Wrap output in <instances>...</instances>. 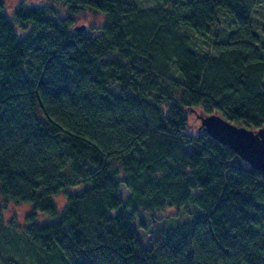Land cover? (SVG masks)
I'll list each match as a JSON object with an SVG mask.
<instances>
[{"label":"trees","instance_id":"16d2710c","mask_svg":"<svg viewBox=\"0 0 264 264\" xmlns=\"http://www.w3.org/2000/svg\"><path fill=\"white\" fill-rule=\"evenodd\" d=\"M161 2L61 0L63 15L21 2L9 16L0 0V222L28 205L7 227L46 264H264V175L200 124L185 131L191 109L264 127L258 0ZM84 9L104 15L97 32L71 27ZM220 11L224 40L195 48L188 31L202 37ZM166 207L182 221L145 248L133 221L157 228Z\"/></svg>","mask_w":264,"mask_h":264},{"label":"rangeland","instance_id":"374dc122","mask_svg":"<svg viewBox=\"0 0 264 264\" xmlns=\"http://www.w3.org/2000/svg\"><path fill=\"white\" fill-rule=\"evenodd\" d=\"M130 2L136 5L137 8L142 10H151L154 8H160L162 0H120ZM23 3L26 7L32 5H42V4H51L54 5L56 9H59L61 14H64V11H67V8L61 5V0H5V12L7 15H11L13 9L19 6L20 3ZM254 29L259 34L258 36L264 39V0H258L256 6L253 9L250 18ZM105 23V17L102 13L91 9H84L83 11L76 13L71 27L76 25H85V29L89 31L97 32L99 28ZM233 25L230 17L223 11H220L218 14L217 22H214L205 30V35H200L197 32L188 31L191 36L192 43L195 48H199L202 51H212V43L208 39L209 36L214 35L217 41L224 40L226 36V29H231ZM18 34H26L28 29H20L18 25H15ZM264 55V50L262 51ZM200 111L198 109L188 111V126L186 132L189 134H194L198 131L199 119L197 114ZM127 189L124 186H121L120 197L124 199L127 196ZM54 201L57 205H62L64 203V196L62 194L54 197ZM2 198L0 197V203ZM1 211V222H0V255L8 256L15 262V264H46L47 256L43 255L38 248L32 247L26 243L19 229L16 228V231L7 227L8 223L15 227L22 225L25 220L26 213L29 212V206L25 204L19 205H8ZM7 207V208H6ZM127 214H130V210L125 211ZM175 210L172 208H164V212L158 213L162 217L160 223L161 226L155 228L153 223L149 219L148 215L143 214L144 227H141L136 220L133 221V226L136 229L137 235L140 239V242L145 248H153L164 242V236L161 235V229L163 226H175L182 221V215H175ZM173 216L168 218H163L165 216ZM48 216V217H47ZM42 213H38L36 220L42 222L48 218L51 220L53 217ZM186 219V214L183 215ZM36 221V222H37ZM14 234V235H13ZM12 244V245H11ZM49 262V261H48ZM49 264V263H47Z\"/></svg>","mask_w":264,"mask_h":264},{"label":"water","instance_id":"95a60500","mask_svg":"<svg viewBox=\"0 0 264 264\" xmlns=\"http://www.w3.org/2000/svg\"><path fill=\"white\" fill-rule=\"evenodd\" d=\"M74 29L84 30L85 25H76ZM197 116L199 128H203L210 137L228 146L242 160L264 175V127L249 129L214 113L206 115L199 113Z\"/></svg>","mask_w":264,"mask_h":264}]
</instances>
